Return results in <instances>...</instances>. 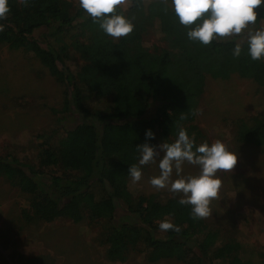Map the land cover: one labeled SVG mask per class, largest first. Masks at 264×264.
Masks as SVG:
<instances>
[{
	"label": "trees",
	"instance_id": "1",
	"mask_svg": "<svg viewBox=\"0 0 264 264\" xmlns=\"http://www.w3.org/2000/svg\"><path fill=\"white\" fill-rule=\"evenodd\" d=\"M127 1L125 12L121 6L117 10L131 19L133 31L114 39L69 0H29L27 6L8 0L0 43L31 52L65 91L61 110L52 109L54 125L39 134L41 168L16 163L6 154L0 156V176L31 196L21 210L28 223L108 218L102 241L111 260L125 261L129 249L142 244L149 262L175 258L183 264H253L240 242L224 240L203 218H194L190 205L178 204L180 197L159 200L140 194L130 199L124 191L128 166L138 160L136 145L172 142L171 133L194 120L206 77L237 74L262 82L264 59L248 56L243 34L209 45L190 41L170 0ZM254 10L258 24L264 4ZM155 22L163 25L167 46L148 49L142 37ZM42 27L48 32L37 38L34 33ZM53 36H68L70 42L57 46ZM236 41L242 45L238 57L232 55ZM69 48L82 59L75 72L66 65ZM67 119L74 124L67 126ZM234 125L238 141L264 147V114L239 117ZM146 129L153 138L145 137ZM46 167L66 172L53 174ZM120 206L137 219L116 215ZM162 220L180 231L156 236Z\"/></svg>",
	"mask_w": 264,
	"mask_h": 264
},
{
	"label": "rangeland",
	"instance_id": "2",
	"mask_svg": "<svg viewBox=\"0 0 264 264\" xmlns=\"http://www.w3.org/2000/svg\"><path fill=\"white\" fill-rule=\"evenodd\" d=\"M69 1L78 5V0ZM128 4L126 0L121 6L124 12ZM258 27H264V17L258 24L249 26ZM162 28L163 25L155 22L143 35L142 45L148 49L167 46ZM46 32L48 28L42 27L34 35L42 38ZM53 37L57 46L60 42H70L68 36ZM69 52L66 65L75 72L82 59L71 48ZM64 91V84L51 76L31 52L0 43V156L8 154L16 163L41 168L39 134L54 125L57 115L52 109L61 110ZM256 113L264 114V80L257 82L237 74L227 79L206 77L194 120L182 128L196 144L220 140L236 153L235 166L227 172H218L220 192L211 200L210 215L203 220L210 229L218 230L224 240L240 242L253 264H261L264 259V147L238 141L234 125L235 119ZM75 119L77 122L80 118ZM71 121L67 119V126L74 124ZM175 132L170 135L173 140ZM137 163L138 160L129 166ZM44 170L53 174L66 172L59 167ZM197 172L198 168L187 162L182 166V175ZM158 174L156 163L142 166V178L137 183H132L127 173L124 196L131 199L143 194L159 200L180 197L167 188L156 189L149 184L150 177ZM30 197L0 176V264H183L175 258L149 262L142 244L131 247L125 261L111 260L102 241L108 218L85 217L74 222L59 217L28 223L22 218L21 210L28 207ZM116 212L131 222L137 219L121 206ZM159 232L157 229L155 235Z\"/></svg>",
	"mask_w": 264,
	"mask_h": 264
},
{
	"label": "clouds",
	"instance_id": "3",
	"mask_svg": "<svg viewBox=\"0 0 264 264\" xmlns=\"http://www.w3.org/2000/svg\"><path fill=\"white\" fill-rule=\"evenodd\" d=\"M27 6L29 0H20ZM126 4V0H78L93 21L99 22L104 34L117 39L126 37L133 31L131 19L117 9ZM264 4V0H170V7L178 22L187 28L190 41L209 45L217 38L245 37L248 56L256 61L264 59V27L251 29L249 25L257 22L254 9ZM8 0H0V21L6 19L9 12ZM5 25L0 23V31ZM242 45L234 42L232 55L241 54ZM184 117L181 116V119ZM146 138H153L151 129L145 130ZM138 163L128 166V175L132 183L142 178V166L156 163L159 174L150 177L149 184L156 189L167 188L173 194H179L178 204L190 205L194 218L210 215V202L215 199L221 188L218 172L231 170L237 155L220 140L209 144H196L187 130L179 128L172 142H162L153 146L147 142L136 145ZM187 162L198 168L196 174L182 175V166ZM175 173V177L173 175ZM161 232L168 230L179 232L180 228L170 220L158 224Z\"/></svg>",
	"mask_w": 264,
	"mask_h": 264
}]
</instances>
